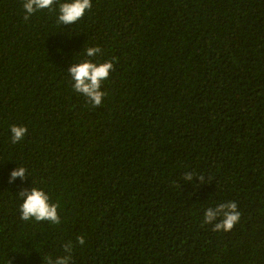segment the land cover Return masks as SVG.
Returning <instances> with one entry per match:
<instances>
[{"label": "trees", "instance_id": "trees-1", "mask_svg": "<svg viewBox=\"0 0 264 264\" xmlns=\"http://www.w3.org/2000/svg\"><path fill=\"white\" fill-rule=\"evenodd\" d=\"M23 2L0 0V264L66 241L70 264H264V0H91L70 25L64 0L28 21ZM85 59L114 65L98 107L67 72ZM32 186L59 224L20 219ZM227 202L241 218L213 232Z\"/></svg>", "mask_w": 264, "mask_h": 264}, {"label": "clouds", "instance_id": "clouds-1", "mask_svg": "<svg viewBox=\"0 0 264 264\" xmlns=\"http://www.w3.org/2000/svg\"><path fill=\"white\" fill-rule=\"evenodd\" d=\"M57 4V0H24L22 7L24 9L23 19L28 21L30 17L37 11L48 9L53 10V5ZM92 7L91 0H64L58 3L57 23L70 25L80 20L87 10ZM87 57H94L101 52L99 46L88 47L84 49ZM113 62L105 61L96 63L85 59L79 63L72 64L67 72L71 78L70 82L73 90L86 97L87 101L93 106L98 107L102 103V99L106 95L101 90V85L109 76L113 69ZM11 142L13 144L21 141L26 133L25 126H10ZM27 169L23 166H18L10 172L9 183L19 177L24 180L27 175ZM194 174L186 172L183 175L185 181H192ZM201 183L204 181V175L196 177ZM22 199L20 204V219L28 221L34 219L36 222L47 221L51 224H59L60 217L58 215V204L50 203V197L37 187H31L30 190L22 189L17 193ZM219 221L214 223V221ZM241 213L237 210L235 202L220 203L215 207H209L204 211L203 224H213L212 231L228 232L239 222ZM80 245L85 244L84 236L76 238ZM62 248L66 255L55 258H48L47 264H70L72 259L73 244L71 241H66L62 244Z\"/></svg>", "mask_w": 264, "mask_h": 264}]
</instances>
